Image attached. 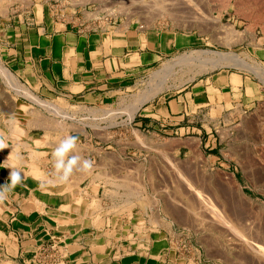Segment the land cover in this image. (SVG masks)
<instances>
[{
	"label": "crops",
	"instance_id": "0c3cea01",
	"mask_svg": "<svg viewBox=\"0 0 264 264\" xmlns=\"http://www.w3.org/2000/svg\"><path fill=\"white\" fill-rule=\"evenodd\" d=\"M193 45L191 36L175 30L122 21H61L50 10H22L0 20V66L16 83L0 73V133L8 145L0 150V186L10 182L9 166L26 174L0 202V253L9 263L208 264L191 234L131 197L138 192L130 182L141 186L145 146L161 139L175 156L198 148L213 161L222 145L215 131L264 104V91L252 79L222 71L140 107L127 125L145 138L134 148L121 139L106 153L97 138L83 140L71 130L68 135L78 137V154L93 168L74 172L67 183H48L52 151L67 136L66 120L35 102L63 109L66 104L71 109L106 106ZM30 171L41 178H32Z\"/></svg>",
	"mask_w": 264,
	"mask_h": 264
},
{
	"label": "rangeland",
	"instance_id": "374dc122",
	"mask_svg": "<svg viewBox=\"0 0 264 264\" xmlns=\"http://www.w3.org/2000/svg\"><path fill=\"white\" fill-rule=\"evenodd\" d=\"M31 9L36 13L50 10L61 21H122L175 30L193 38L192 48L147 72L106 106L71 109L66 104L63 109L36 102L66 120L67 135L72 130L83 140L97 138L106 153L112 152V141L129 139L131 148L143 144V136L132 134L127 127L139 111L130 120L126 109L169 66L173 69L165 76L166 86L141 108L180 92L200 77L222 71L248 76L264 91V0H0V20ZM206 52L233 54L245 66L211 69L210 64L195 60L189 61L188 67L182 64L185 56L191 59L193 53ZM197 71L200 74L196 75ZM245 112L233 117L228 128L221 127L213 134L222 142L213 161L198 148L193 154L175 156L171 147L170 152L164 149L166 141L161 139L159 144L145 146L147 171L145 180L139 179L141 186L130 182L131 189L138 192L131 197L155 207L180 231L191 234L208 264H264V104L254 112ZM41 175L30 173L36 179ZM78 206L86 211L81 203ZM2 254L0 264H12Z\"/></svg>",
	"mask_w": 264,
	"mask_h": 264
},
{
	"label": "clouds",
	"instance_id": "9594fccd",
	"mask_svg": "<svg viewBox=\"0 0 264 264\" xmlns=\"http://www.w3.org/2000/svg\"><path fill=\"white\" fill-rule=\"evenodd\" d=\"M77 142L78 137L67 135L56 144L51 154L54 172L53 178L48 181L49 184L67 183L74 172L87 173L92 170L93 162L78 154ZM5 148H8L6 137L0 133V150ZM8 168L11 169L8 176L10 182L0 186V202L7 200L9 194L25 179L24 173L15 165Z\"/></svg>",
	"mask_w": 264,
	"mask_h": 264
},
{
	"label": "bare ground",
	"instance_id": "6f19581e",
	"mask_svg": "<svg viewBox=\"0 0 264 264\" xmlns=\"http://www.w3.org/2000/svg\"><path fill=\"white\" fill-rule=\"evenodd\" d=\"M9 1V0H8ZM195 53H193V55H194ZM193 55H191V59H186V56L184 57L185 59H181V61H183L182 62V64H189V61H190V63H193V61L195 60V61H198V63H201V64H210V66H212V67H210L211 69H214V68H216V67H218V66H221V65H229V64H236V65H242L243 63H242V61L240 62L239 61V58H238V60H237V58H236V56L235 55H233V54H222V53H212V52H210V54H208L207 52H206V55H205V53L203 54V53H197V54H195L194 56ZM206 56V58H204L205 56ZM190 56V55H189ZM188 56V57H189ZM193 60V61H192ZM192 61V62H191ZM199 61H201V62H199ZM180 63V62H179ZM178 63V64H179ZM181 64V63H180ZM179 64V65H180ZM176 65V64H175ZM195 65V64H194ZM244 65V64H243ZM242 65V66H243ZM172 66H174V65H172ZM187 67H188V65H186ZM199 66V65H198ZM198 66H196L195 65V67H198ZM200 66H202V65H200ZM203 66H205V65H203ZM245 66V65H244ZM243 66V67H244ZM175 67V66H174ZM190 67V66H189ZM240 67V66H239ZM171 68L173 69V67H170L169 66V68H166L165 69V71H163V73L159 76V77H157L156 76V78H155V81L153 82V84L150 86V88L147 90V91H145V93L143 92L141 95H139L138 97H135V99H134V101L132 102V104L129 106V107H127V105H126V107H127V109H126V111H128L129 112V114H130V116L128 117V118H130V120H131V118H133V116L138 112V110H139V108L144 104V103H146L147 101H149V100H151L152 98H154L158 93H160L162 90H163V88H164V86H166L165 85V79H166V75L168 76V72L169 71H171ZM206 68V67H205ZM201 69L203 70L204 68L203 67H201L200 68V71H201ZM0 70H1V72L3 73V75L4 76H6L7 78L6 79H8V81H9V83L12 85V86H15L16 87V83L13 81V79L8 75V73H6L2 68H0ZM204 71V70H203ZM194 73V72H193ZM199 72L197 71V73L195 72V74L197 75ZM200 74V73H199ZM194 75V74H193ZM35 102H37V101H35ZM40 103V102H39ZM40 105V104H39ZM43 105V104H42ZM46 106V104H44V106H41V107H45ZM48 107V106H47ZM47 107H45L44 109L45 110H48L47 109ZM123 107H125V106H123ZM55 108V107H54ZM57 108V107H56ZM51 109H53V108H51ZM50 109V110H51ZM56 110V109H55ZM123 110V109H122ZM52 112H53V110H51ZM50 111V112H51ZM49 112V111H48ZM59 112H62V111H59ZM121 112V111H120ZM112 114V113H111ZM128 114V113H127ZM65 116H66V114H65ZM114 116V115H113ZM69 117V116H68ZM112 117V116H111ZM66 119V118H65ZM38 143V142H37ZM230 182V181H229ZM230 184H231V182H230ZM129 188V187H128ZM242 193V192H241ZM240 193V195H243V193L241 194ZM73 197V196H72ZM240 200H242L241 199V196H240ZM235 203V202H234ZM68 206V205H67ZM67 206L65 205V207L67 208ZM64 207V206H63ZM64 207V208H65ZM63 208V209H64ZM154 221H156V220H154ZM153 221V222H154Z\"/></svg>",
	"mask_w": 264,
	"mask_h": 264
}]
</instances>
